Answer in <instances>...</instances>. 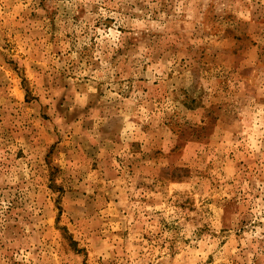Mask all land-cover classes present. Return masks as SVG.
Instances as JSON below:
<instances>
[{
    "label": "rangeland",
    "instance_id": "1",
    "mask_svg": "<svg viewBox=\"0 0 264 264\" xmlns=\"http://www.w3.org/2000/svg\"><path fill=\"white\" fill-rule=\"evenodd\" d=\"M0 264H264V0H0Z\"/></svg>",
    "mask_w": 264,
    "mask_h": 264
}]
</instances>
